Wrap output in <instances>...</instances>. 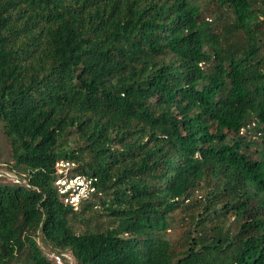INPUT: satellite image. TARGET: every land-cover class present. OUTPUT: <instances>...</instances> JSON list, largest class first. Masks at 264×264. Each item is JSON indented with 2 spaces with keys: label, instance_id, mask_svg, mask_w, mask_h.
Returning a JSON list of instances; mask_svg holds the SVG:
<instances>
[{
  "label": "trees",
  "instance_id": "16d2710c",
  "mask_svg": "<svg viewBox=\"0 0 264 264\" xmlns=\"http://www.w3.org/2000/svg\"><path fill=\"white\" fill-rule=\"evenodd\" d=\"M0 125V264H264V0H0Z\"/></svg>",
  "mask_w": 264,
  "mask_h": 264
},
{
  "label": "rangeland",
  "instance_id": "374dc122",
  "mask_svg": "<svg viewBox=\"0 0 264 264\" xmlns=\"http://www.w3.org/2000/svg\"><path fill=\"white\" fill-rule=\"evenodd\" d=\"M212 8V7H211ZM226 16L228 18H230V21H233V16H232V12L230 11H225ZM204 14L206 17H208L209 20L214 19L213 21H215V19L217 18L215 13L212 11V9H206L204 11ZM256 146H252L248 153L256 156L255 150H256ZM12 158H11V146L9 144V141L7 140L5 134L3 133V129L2 126L0 125V179L3 181H11V180H17L16 179V174L15 173H11L10 172V168L13 166L12 165ZM5 176V178H1ZM10 179H9V178ZM200 194V193H199ZM190 213V211L185 212V211H180L175 213L174 216V220L172 221L173 225L171 227V229L168 231V233L166 234V237L168 239H170L171 241H173L174 243H177V249L178 250H183L184 246H185V239L188 235V227H189V222L188 220L184 221L183 223H181L182 219L184 218V216L186 214ZM92 213L87 212L85 214V218L84 217H79V219L77 220L78 225L81 227V229H85L86 225L89 223V226H97L99 221L103 222V224H106V221L104 219H99L98 215H93V219H91V221H89V215H91ZM82 218L84 219V221H80L82 220ZM106 228V227H105ZM45 254L50 258L51 255V251L49 250V247L44 246L43 247ZM65 264H75V260L72 258V256L69 253H65Z\"/></svg>",
  "mask_w": 264,
  "mask_h": 264
},
{
  "label": "built area",
  "instance_id": "2783aa9c",
  "mask_svg": "<svg viewBox=\"0 0 264 264\" xmlns=\"http://www.w3.org/2000/svg\"><path fill=\"white\" fill-rule=\"evenodd\" d=\"M77 164L68 161H59L56 164L57 179L55 187L66 204L79 210L83 202L89 201L94 195H101L95 186L94 177H88L77 171ZM18 181V180H17ZM50 258L55 264H65V254L53 252Z\"/></svg>",
  "mask_w": 264,
  "mask_h": 264
}]
</instances>
